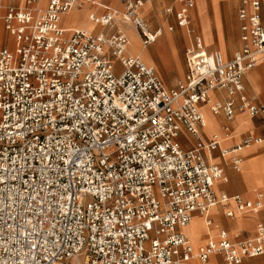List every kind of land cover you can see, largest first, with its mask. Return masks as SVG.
<instances>
[{
    "label": "built area",
    "instance_id": "obj_1",
    "mask_svg": "<svg viewBox=\"0 0 264 264\" xmlns=\"http://www.w3.org/2000/svg\"><path fill=\"white\" fill-rule=\"evenodd\" d=\"M155 1L121 0L123 10L90 19L130 23L148 46L163 31L142 15ZM77 3L0 0V264H191L215 253L240 264L264 254L263 223L237 241L222 229L199 251L184 231L196 212L210 225L218 204L227 216L264 207L263 193L249 200L215 191L224 169L209 157L221 140L203 138L201 107L228 120L264 113L243 81L264 64L262 0H241L242 45L230 60L195 32L194 0L167 6L191 36L187 73L171 87L129 53L121 27L111 35L62 27ZM213 91L226 96L215 100ZM183 132L195 139L190 149ZM260 140L247 136L233 151Z\"/></svg>",
    "mask_w": 264,
    "mask_h": 264
},
{
    "label": "crops",
    "instance_id": "obj_2",
    "mask_svg": "<svg viewBox=\"0 0 264 264\" xmlns=\"http://www.w3.org/2000/svg\"><path fill=\"white\" fill-rule=\"evenodd\" d=\"M194 1L195 3L191 10V16L192 26L195 32L199 34L203 40V36H205L208 43L207 45L205 41L204 43L209 51H215L210 50L209 48V46L214 45L213 41H211V38L215 33L218 37V42L215 44L216 47L223 53L225 60L232 59L235 55V52L237 51H235V49L240 46V43L242 45L241 20L238 16L241 0ZM4 2L8 4L21 5L24 3V0H4ZM46 3L47 0H41V5L44 6ZM98 3L103 5H99ZM153 4L154 2L148 3L142 8V15L147 21V14L152 11ZM172 4L174 3L166 5L163 8V11L167 6ZM74 8H77L75 9L76 11H74L73 14L68 15L69 12ZM74 8L63 15L61 20L62 27L66 28L65 26H71L73 29L83 28L95 33L102 31L108 35H111L116 30L106 31L105 29L109 26H102L97 23L95 24L92 21H90L87 26H82V21L89 17L91 13H95L97 15L104 14L107 11L106 8H111L118 11L123 10L124 4L121 2V0H78V3ZM65 16H67L66 18L69 20V22H67L66 19V21L64 20ZM261 18L264 23V0H262ZM175 22L176 25L179 26L176 19ZM98 26H102L103 29L97 30ZM120 27L123 28L126 34L128 33L123 26ZM179 27L185 30L191 38L186 28L181 26ZM230 28L235 30L236 41L234 43H227L225 40L227 36V29L229 31ZM133 32H137L140 35V32L136 27L133 28ZM154 42L153 44H150L151 50L160 55L159 47ZM145 47L147 48V46ZM239 49L240 48H238V50ZM179 63L180 62H177L178 66L180 65ZM172 67L167 68L164 66V68L168 71L172 69ZM173 81V79H170V84ZM243 81L246 95L250 98H254L257 103L264 107V64L259 63L252 67L244 76ZM225 96V92L223 91L211 92V97L215 100L223 99ZM201 107L205 113V117H207V127L205 126L206 128H202L203 138L205 140H211V138L215 135L221 140L219 148L215 149L209 157V161L211 163L218 164L224 169L225 178L217 181L214 184L215 191L217 193L224 192L229 195L241 194L245 199L255 200L259 193L264 194V113L257 114L256 116H250L247 112L237 111L234 118L232 120H228L224 114H213L210 110L209 104H203ZM226 126L229 127V132L225 131L224 128ZM247 136L260 138L261 140L259 142H253L248 146H244L238 151H233V149H235L236 146L242 142L243 138ZM181 141L186 149H190L195 145L194 137L187 132H183ZM224 149L228 150L226 154H222V150ZM237 157L242 158L238 169L234 166V160ZM228 208L235 209V205L230 204ZM208 217L211 220L210 225L206 223V218L202 214L198 212L193 214L192 218L196 219L195 225H197V221H199L205 224V229L207 226V229L204 231L202 230L201 234L198 236V246L191 242L196 251L204 249L208 243V240L211 237H217L220 230L222 229L229 233V236L233 241L256 236L258 232V224H264V207L257 212H236L234 216H227L225 207L222 204H218L210 210ZM202 218L204 220H202ZM216 228H218L217 231ZM184 231L189 237L188 232L185 229ZM222 263L223 256L217 253L210 255L206 262H201L198 259H193L191 261V264ZM240 264H264V254L254 257H246Z\"/></svg>",
    "mask_w": 264,
    "mask_h": 264
},
{
    "label": "rangeland",
    "instance_id": "obj_3",
    "mask_svg": "<svg viewBox=\"0 0 264 264\" xmlns=\"http://www.w3.org/2000/svg\"><path fill=\"white\" fill-rule=\"evenodd\" d=\"M174 1L175 0H156L154 2V4L152 5V11L147 14V19H148L149 28L151 31H156L157 29L162 28V30L164 31L165 34H171V35L174 34L176 36L175 38L177 39L178 55L173 52V49H171L170 46H168V43L167 44L165 43L163 51L159 50L160 55L158 53H156L155 51L151 50V45H148L147 48L149 50V57L148 58L141 57L147 64L155 67L158 74L162 77V79L164 80V82L168 86H171V85L177 83V81L180 78H183V76L187 72L185 53H186V49L188 48V46L190 45V42H191V38L186 33V31L181 29L179 26L176 25L174 17L173 16H167L163 11V8L166 5L174 3ZM75 9H77V8L72 9L68 15L72 14L75 11ZM67 16L64 17V20L66 19ZM89 20H90L89 17L85 18L84 23H82L83 24L82 26H87L90 22ZM124 23L125 22H123L121 20H116L112 25H110L105 30L106 31H112V30L118 29L120 26H123L124 29L128 33L133 34L134 33L133 28L135 26H133L130 23L129 24H127V23L124 24ZM195 24H196V22H195ZM170 26H174L173 30L170 29ZM65 27L67 30L73 29V27L72 28H69L67 26H65ZM102 29H103L102 26H98V28H97V30H102ZM228 33H229V35H228ZM203 37H204V41L207 45L208 42H207L205 36H203ZM235 39H236L235 30L230 28L228 31V29H227V36L225 38L226 42L227 43H234L236 41ZM211 41H213L214 45L209 46L210 50H218V48L215 45L218 42V37L215 33L213 34ZM154 43H156V42H154ZM240 46H241V43H240ZM240 46L238 48H240ZM238 48H236L235 51L238 50ZM177 62H180L179 66L177 65ZM164 66L167 68H171L172 66L173 67H172V69H170L168 71L164 68ZM170 79L174 80L171 84H170ZM202 220H204V219L202 218ZM204 225L205 224L202 223V226L204 227V230H205ZM206 229H207V226H206ZM217 230H218V228H216V231ZM189 238H190L191 242H193L196 246H198L199 241H197V242H196V240L193 241L190 236H189Z\"/></svg>",
    "mask_w": 264,
    "mask_h": 264
},
{
    "label": "bare ground",
    "instance_id": "obj_4",
    "mask_svg": "<svg viewBox=\"0 0 264 264\" xmlns=\"http://www.w3.org/2000/svg\"><path fill=\"white\" fill-rule=\"evenodd\" d=\"M84 17H86V16H84ZM89 19H90V15H89ZM66 20H67V22H69V20L67 18H66ZM84 20L82 21V23H84ZM89 21H92V20L90 19ZM92 22L95 23L94 21H92ZM67 27L72 28L71 26H67ZM80 29H83V28H80ZM84 30H86V29H84ZM127 34L129 36V39H130V44H129L128 48H127L128 51L131 54H133V55H138V56H141V57L148 58L149 57V50L144 47V45L142 43L141 36L137 32H134L133 34H130V33H127ZM154 41L156 42V45H158L160 51H163L165 43L166 44L168 43V46H170V48L173 49V52L178 55L177 40H176L175 36H173L171 34H165L162 31L161 33H159L155 37ZM208 116H209V114H208ZM205 119H206L205 126L207 127V117H205ZM208 119H209V117H208ZM191 222L184 229L188 231V234L191 237V239L193 241L196 240V242H197L198 241V236L201 234L202 230L204 231V227L202 226V223L199 222V221H197V225H195V223H196V219L195 218L194 219L192 218Z\"/></svg>",
    "mask_w": 264,
    "mask_h": 264
}]
</instances>
